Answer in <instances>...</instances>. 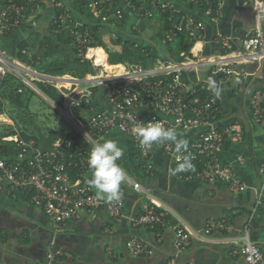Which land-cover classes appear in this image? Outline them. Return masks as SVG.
Instances as JSON below:
<instances>
[{"label": "built area", "instance_id": "1", "mask_svg": "<svg viewBox=\"0 0 264 264\" xmlns=\"http://www.w3.org/2000/svg\"><path fill=\"white\" fill-rule=\"evenodd\" d=\"M42 1L44 0H0V42L29 29L27 27L38 28L36 15L38 5ZM115 1H121L136 9V2L142 0H88V7L93 17L102 15V20L109 23V11L114 7ZM187 1L200 6L204 14L211 19L221 17L222 0ZM153 5L154 8L159 7L158 3ZM254 10L255 29L244 40L242 56L238 60L220 57L213 61H201L196 59L197 55H191L181 61H167L163 65L146 70L128 63L111 65L106 59L109 66V69H106L95 64L94 55L89 57L97 49L93 47L96 38L91 30L77 25L69 11L56 14L50 22L55 28L54 34L66 32L71 40L68 49L75 51V55L83 61H90L95 72L101 68V73L88 74L83 79L71 75L51 76L41 70L45 67L41 62L42 52L35 60L31 55L29 57L26 50L15 55L0 48V81L10 76L18 85L23 86L18 89L19 94H24L25 89H29L41 95L65 116L73 128L71 133L64 135L57 130L58 136L51 144L53 152L42 153L35 141H26L20 134L9 135L11 127L18 133L20 128L8 111L0 113V128L6 133L3 141L14 143L18 148V152L10 156L3 155L0 150V191L18 192L31 197L33 204L43 209L47 217L57 224L76 221L80 219L82 212H93L101 204L106 205L113 221L121 223L124 219L127 187L130 186L135 192L148 197L142 213L133 219V224L155 231L158 236L167 229L174 235V250L166 264H195L193 261L181 263V259L190 245L196 242L209 246H226L231 258L229 264H264V252L252 239L250 223L239 228L226 219L211 217L202 228H195L182 215L152 199L141 182L126 174V184L121 185L123 195L120 201L108 203L99 199L96 190L87 184L92 177L87 165L89 153L74 149V143L79 136L94 145L106 132L119 131L133 139L142 159L146 161V174L149 176L152 173V165L147 161L151 158L152 150H141L132 132L133 122L146 124L150 121H160L165 127L197 130L196 141L189 145L188 149L194 157L192 162L195 171L182 172L183 178L211 186L223 182L233 191L240 190L242 185L235 178L233 167L222 163L220 151L224 138L239 142L243 139V134L236 125L222 127V97L216 98L205 83H191L184 79V75L189 70L211 67L213 71L221 72L222 76L240 77L237 65L248 62L259 63V69L264 72V0H254ZM113 13L118 20L124 18L121 8ZM146 16L150 17L152 13L147 12ZM204 31V23L181 18L172 31L167 32L166 40L172 41L178 34L187 32L195 42L199 39L198 34ZM228 46L226 41L223 48ZM40 84L46 88H56L62 94L66 110L45 95ZM81 84H87L88 87L80 88ZM99 88L106 90L109 107L95 111L94 106H89L88 120L84 122L77 119L73 115L72 107L81 106L86 98H93L95 90ZM253 117L264 129V94L260 92L255 96ZM167 118L172 119V122ZM160 145L167 153L173 154L176 164L177 154L173 152V147L169 143ZM237 161L243 164L245 159L239 156ZM69 169L80 170L76 181L72 180ZM258 172L264 178V162L260 164ZM263 193L264 185L257 190L258 204L262 202ZM53 245L52 243L47 251L45 264H55L60 259L72 258L69 253L54 248ZM125 248L135 258L153 255L151 246L139 236L129 239ZM107 251L114 253L111 247H107Z\"/></svg>", "mask_w": 264, "mask_h": 264}, {"label": "crops", "instance_id": "2", "mask_svg": "<svg viewBox=\"0 0 264 264\" xmlns=\"http://www.w3.org/2000/svg\"><path fill=\"white\" fill-rule=\"evenodd\" d=\"M222 1L221 17L218 19L206 16L200 6L187 0H153L152 11L147 8L150 5L147 0H142L143 6L136 9L115 1L113 8L123 10V21L116 19L112 12L110 22L105 23L102 15L84 18L81 8L68 0H44L38 5L36 20L39 26L36 29L43 37L47 36L57 9L63 8L70 12L77 25L89 28L96 42L104 48L120 50V47L114 46L115 41L131 42L138 48L149 50L157 58V66H160L168 61V46L167 40L159 37L158 33L165 25L163 16L169 15L168 21L173 28L181 18L204 23L205 31L198 34L199 39L191 50V55H197L196 59L213 61L221 57L238 60L242 56L244 40L255 29L254 0ZM155 3H158V8H154ZM147 12H151L152 16H146ZM262 28L264 32V24ZM6 39L4 50L16 55L27 36L22 31ZM226 41L229 46L225 49L223 45ZM104 48L97 47L95 51L101 49L109 61ZM93 57L96 62L97 56ZM259 66L257 62L239 63L240 77L222 76L221 72L213 71L211 67L189 70L184 75V79L191 83L203 82L205 85L207 79L213 77L223 89L221 125L238 126L243 139L233 142L228 137L224 138L220 160L233 167L235 178L242 185L238 191L231 190L223 182L211 186L184 179L181 173L170 176L168 167L176 166L173 154L167 153L160 144L153 146L151 158L147 161L152 165V173L148 176L146 161L131 137L112 130L100 136L98 142L103 137L115 140L124 148V156L118 163L125 169V174L141 182L152 199L182 215L193 227L202 228L211 217L226 219L239 228L250 223L252 239L264 252V193L261 204H258L257 194V190L264 185V178L258 172L260 164L264 162V129L253 117L255 96L259 92L264 94V72ZM237 80L239 83H236ZM167 120L172 122L170 118ZM177 131L180 138L188 140L189 145L196 141L197 130L178 128ZM76 140L79 150L90 153L93 143L82 136ZM167 143L174 152V145ZM239 156L244 157L243 164L238 163ZM123 183L126 184V181ZM27 197L18 192H0V264H45L52 243L54 248L72 256L71 259H60L55 264H166L173 253L174 235L170 229L158 236L155 231L133 224V219L142 213L148 197L135 192L130 186L127 187L121 223L113 221L106 205L101 204L93 212H82L76 221L57 224ZM134 236L145 239L153 255L131 256L125 244ZM107 247H111L114 253L110 254ZM188 261L195 264H229L231 258L226 246L196 242L190 245L181 259V263Z\"/></svg>", "mask_w": 264, "mask_h": 264}, {"label": "trees", "instance_id": "3", "mask_svg": "<svg viewBox=\"0 0 264 264\" xmlns=\"http://www.w3.org/2000/svg\"><path fill=\"white\" fill-rule=\"evenodd\" d=\"M71 4L75 6H79L81 8V13L84 18L89 19L93 18L90 8L88 7V0H68ZM149 2V6L147 7L149 10H153L152 1L147 0ZM142 1L136 2L138 8L142 7ZM116 9L112 8L109 11V15L114 12ZM64 12L63 8L57 9V15H60ZM165 21V25L160 29L158 36L166 41L167 32L172 31V24L168 21L169 15L163 16ZM37 19V18H36ZM119 21H123L119 20ZM24 29L23 32L26 33L27 39L23 41L20 45L19 51L26 50L29 55H31L35 60L37 56L42 52L43 58L41 59L44 67V72L51 76H63V75H71L72 77L83 79L88 74H92L94 68L90 61H83L78 55H75V51H70L68 49V45L70 43V38L66 32L61 34H54V27H48V35L43 37L42 34L37 29ZM116 47H120V50H113L109 48H104L98 42H95L93 47H103L107 54L109 55V63L111 65H118L123 63H128L136 66H140L143 69H153L157 66V58L154 55L150 54V51H146L145 49H141L136 47L135 44L131 42H124L121 40H117L114 42ZM168 46V61H180L184 57L191 56V50L195 45V42L192 41L191 37L187 32L181 33L179 36L175 37L172 41H166ZM106 69H109V66H103ZM11 78L6 77L2 80V84L4 85V92L0 95V113H2L5 109L6 104H12L15 106L22 107V100L26 94H19L18 89L21 85H9L8 82ZM42 87L41 90H44L47 93V96L54 100L55 102H60L63 104L62 94L54 87L48 86L47 88L40 84ZM104 89V88H103ZM98 90V89H97ZM97 90H95L94 96L97 94ZM105 90V89H104ZM106 91V90H105ZM33 93L32 91H29ZM107 94V93H106ZM105 94V103H99L95 106V97L91 98V106L96 108L95 111H100L109 107V102ZM7 111V110H6ZM9 112V111H8ZM11 117L15 120L17 126L20 127V135L21 137L29 141L31 138L22 130V126H26L25 122L16 117L12 112H9ZM27 127V126H26ZM3 130V129H2ZM0 128V150L3 155L10 156L14 155L18 152V148H16L14 143H6L3 141V137L6 136V133L2 131ZM13 136V134H10ZM28 137V139H26ZM36 143V146L40 147L39 141L37 139L33 140ZM74 149H78V140L74 143ZM68 172L72 176V180L76 181L78 178V173H80L79 169H69ZM1 192V191H0ZM31 200V197H27Z\"/></svg>", "mask_w": 264, "mask_h": 264}, {"label": "clouds", "instance_id": "4", "mask_svg": "<svg viewBox=\"0 0 264 264\" xmlns=\"http://www.w3.org/2000/svg\"><path fill=\"white\" fill-rule=\"evenodd\" d=\"M236 83L239 81L237 80ZM206 84L216 98L221 96L223 89L213 77H209ZM133 123L132 132L142 151L152 150L154 145L167 142L174 145V151L177 154L176 166L168 167L170 176L174 177L185 171H195V165L192 162L194 157L188 150V140L180 138L175 127H165L160 121H150L146 124ZM124 151V148L120 147L115 140L102 137L92 146L87 157V165L92 172V177L87 184L96 190L99 199L108 203L120 201L123 195L121 185L125 180V169L118 161L123 158Z\"/></svg>", "mask_w": 264, "mask_h": 264}, {"label": "rangeland", "instance_id": "5", "mask_svg": "<svg viewBox=\"0 0 264 264\" xmlns=\"http://www.w3.org/2000/svg\"><path fill=\"white\" fill-rule=\"evenodd\" d=\"M6 42H7V39H3L0 42L1 49L4 50ZM41 70L44 72V69H41ZM102 71L103 70L101 68H98L97 71L96 72L93 71V73H101ZM8 79H10V81L8 82L9 85L13 86L17 84V81L15 79L13 78H8ZM21 87L23 86L21 85ZM86 87H88L87 84L80 85V88H86ZM29 91H30L29 89H25L24 94L27 93V95H25V97L22 100V107L15 106L9 103V104H6L5 109L9 112H12L16 117L22 119L25 122L26 126L31 131L33 130V127L35 125L39 126V128L43 132H47L49 127H56L59 133L62 135L69 134L73 131V128L67 122L65 116L58 109L54 108L50 104V102L45 100V98L42 97L41 95H38L36 93L33 94V93H30ZM3 92H4V85L2 84V81H0V95ZM43 93L47 95V93L44 90H43ZM96 94L97 95L94 96L95 106H97V104L99 103H105L103 101L105 100L106 91L103 88H99ZM106 97H107V94H106ZM52 101L55 102L54 100ZM90 102H91V99L86 98L85 103L82 104L81 106H78V107L73 106L72 107L73 115L77 119H80L81 121L86 122L90 115V111L87 110L88 107L91 106ZM55 103H57L58 106H61L62 109L66 110V107L61 103V101L59 103L58 102H55ZM10 132L13 135L21 134V133H18L14 127H11L9 129L8 134H10ZM29 137L31 138V140L37 139L36 137H31V136ZM26 139H28V137H26ZM38 145H40V142Z\"/></svg>", "mask_w": 264, "mask_h": 264}, {"label": "water", "instance_id": "6", "mask_svg": "<svg viewBox=\"0 0 264 264\" xmlns=\"http://www.w3.org/2000/svg\"><path fill=\"white\" fill-rule=\"evenodd\" d=\"M22 130L29 136L36 137L39 140L42 153L53 152L51 144L58 136L56 127H49L47 133L43 132L37 125L33 127L32 131L26 126H22Z\"/></svg>", "mask_w": 264, "mask_h": 264}, {"label": "bare ground", "instance_id": "7", "mask_svg": "<svg viewBox=\"0 0 264 264\" xmlns=\"http://www.w3.org/2000/svg\"><path fill=\"white\" fill-rule=\"evenodd\" d=\"M92 55L97 56V60L95 62L96 65L98 66L106 65V57L103 55V51L101 49L94 51L92 54L89 55V57H92Z\"/></svg>", "mask_w": 264, "mask_h": 264}]
</instances>
